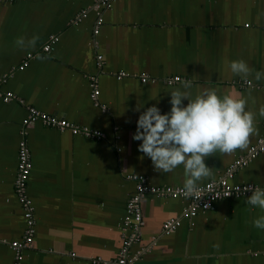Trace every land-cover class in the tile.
I'll return each instance as SVG.
<instances>
[{
    "label": "crops",
    "instance_id": "0c3cea01",
    "mask_svg": "<svg viewBox=\"0 0 264 264\" xmlns=\"http://www.w3.org/2000/svg\"><path fill=\"white\" fill-rule=\"evenodd\" d=\"M94 5L95 0L0 3L1 88L24 100L0 98V264L14 263L10 244L27 226L15 190L24 137L32 158L27 193L36 231L22 264H114L135 192L129 176L143 175L159 186L184 185L183 165L170 173L155 171L138 150L142 141L132 138L148 107L170 112V91H185L182 81L192 82L186 90L190 99L211 89L220 97L245 98L246 111L255 113L257 132L248 146L206 157L212 174L198 185L223 176L264 138L259 115L264 79H254L256 71L264 72V0H114L103 11L99 34L93 32ZM83 10L87 16L76 22ZM53 35L58 42L45 51ZM20 38L26 45L36 38L35 45L21 48ZM29 53L34 57L19 69ZM236 60L245 61L253 74H232L229 64ZM94 75L97 105L91 98ZM176 75L182 80L168 83ZM246 80L253 85H242ZM27 105L101 130L104 137L74 135L39 121L26 127ZM229 181L264 185V148ZM247 198L220 199L191 217L184 214L187 199L147 194L141 202L142 236L131 247L141 252L135 264H264V229L252 223L264 210L247 204ZM170 218L181 224L166 233L163 224Z\"/></svg>",
    "mask_w": 264,
    "mask_h": 264
},
{
    "label": "clouds",
    "instance_id": "9594fccd",
    "mask_svg": "<svg viewBox=\"0 0 264 264\" xmlns=\"http://www.w3.org/2000/svg\"><path fill=\"white\" fill-rule=\"evenodd\" d=\"M35 42L36 38L27 45L23 38L16 41L21 48L32 47ZM229 68L232 74L242 78L253 74V69L243 60L232 61ZM254 79H264V72L256 71ZM181 83L185 91H170V112L161 114L156 105L148 107L139 115L132 138L142 141L138 150L151 159L155 171L170 173L183 165L186 179L182 195L191 198L199 191L198 182L212 174L205 158L217 152L232 154L245 149L257 129L255 113L246 111L245 98L220 97L215 90L205 89L195 99H190L186 90L192 87V82L185 80ZM183 99L188 100L186 106ZM136 110L139 111V107ZM259 115L264 117V105L260 107ZM251 193L246 203L264 210V189H251ZM252 223L255 228L264 229V216Z\"/></svg>",
    "mask_w": 264,
    "mask_h": 264
},
{
    "label": "built area",
    "instance_id": "2783aa9c",
    "mask_svg": "<svg viewBox=\"0 0 264 264\" xmlns=\"http://www.w3.org/2000/svg\"><path fill=\"white\" fill-rule=\"evenodd\" d=\"M18 0H0L1 2H15ZM114 0H95L94 8L97 11L96 24L94 26V34H99L100 29L104 23L103 11L111 5ZM87 16V11L83 10L81 14H78L75 18V21L78 22L82 18ZM58 36H51L49 42L44 47L45 51H50L53 48V45L58 42ZM97 43V42H96ZM34 57V54H27L22 65L19 66V69H24L28 64L31 58ZM98 64L102 66L103 56L101 54L97 55ZM182 80V77L179 75L170 77L168 83H176ZM142 81H148L147 75L144 74ZM242 85H253L251 81L246 80L241 82ZM91 86L92 93L91 98L94 103H99V94L100 88L98 83V77L96 75L91 76ZM0 98L5 102L11 100H18V102L23 103L22 98H18L12 91H4L1 88L0 83ZM105 109L106 106L104 105ZM27 116L24 119V126H28L35 122H41L44 125L55 127L60 131H69L74 135H83L88 138H97L102 139L104 133L101 130L93 129L84 125H79L73 121H70L66 118L59 117L57 115L48 113L46 111L40 110L35 106L27 105ZM26 133V131H24ZM264 148V138H261L259 142L252 146L248 152L247 156H242L232 163L226 170L225 174L218 178L217 180H211L204 185H199V191L195 196L191 198H185L182 195L183 186H172V185H153L150 184L147 178L143 175H131L130 179L134 180L135 192L130 196L127 202V215L124 222V237L121 248L119 250V255L115 259L114 264H135L141 252H132L131 247L133 244L138 242L142 236V228L144 224L143 212H142V199L147 194H152L158 197L164 198H182L188 200V208L185 210L184 214L186 216H195L199 211H206L213 207L214 203L223 198L230 197H240V196H250L251 189H264V185H258L254 183H245V184H233L230 183L229 179L233 177L235 171L246 165L249 160L258 155L261 150ZM32 170V158L31 151L28 146L27 140L24 138L20 141V151H19V165L17 176L15 180V190L17 196L21 202V205L24 210V215L27 220V226L23 233L21 239L13 240L11 242V247L14 250V263L13 264H22L24 250L31 247L34 241V234L36 231L35 219H34V207L32 201L29 198L27 193V186L29 177ZM249 189V190H247ZM247 190V191H246ZM230 194V195H229ZM228 195V196H227ZM181 224L180 218H170L166 220L163 224V231L168 233L174 231Z\"/></svg>",
    "mask_w": 264,
    "mask_h": 264
}]
</instances>
